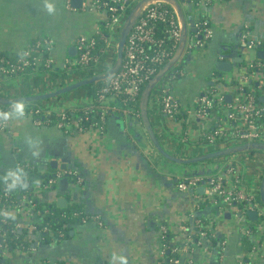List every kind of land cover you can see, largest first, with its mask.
<instances>
[{"label": "crops", "instance_id": "obj_1", "mask_svg": "<svg viewBox=\"0 0 264 264\" xmlns=\"http://www.w3.org/2000/svg\"><path fill=\"white\" fill-rule=\"evenodd\" d=\"M87 2L83 0L77 8L72 0H0V54L15 58L36 42L52 41L46 56L53 59L52 69L58 75L53 79L40 73L38 82L31 74L1 79L0 98L52 92L85 77L101 75L96 70H92L95 74L81 75L78 70L71 73L68 69L70 74L65 77L61 71L77 62L78 36L95 35L105 18L101 10H85ZM191 10V5L184 9L186 18L193 13ZM206 15L213 37L205 51L197 52L195 58L186 62L190 74L186 89L176 91L183 107V120L194 119L196 97L210 83V78L203 81V76L217 71L219 56L233 62V71L240 68L236 60L243 55L239 41L243 30L248 29L253 37L264 40V0H214L206 8ZM252 54L247 53L249 57ZM108 65L104 63L103 68L108 69ZM36 74L39 73L32 75ZM95 83L51 101L44 100L42 106L61 110L88 103L94 97ZM105 104L110 112L103 131L94 128L67 132L56 123L36 124L0 103V112L8 122L7 129L0 131V190L12 185L16 176L21 181L30 179L28 169L41 168L53 174L73 168L81 175L82 186L59 179L55 189L42 193L40 200L60 207L81 205L103 222L102 226L94 220L71 223L68 237L50 242L36 238L29 250L10 249L4 264H158L161 225L168 223L178 231L177 221L195 206L191 194L178 190V182L220 169L222 157L198 165L174 159L184 153L194 157L210 152L198 147V135L193 128L189 142H180L177 133L182 132L184 125L163 115L156 101H148L146 118L140 105H132L128 112L121 108L113 110L112 107L121 106L113 96ZM148 127L164 153L155 145ZM248 159L247 175L254 178L264 165V158L260 155ZM204 192V188L199 190L201 195ZM60 200L65 202L59 203ZM195 212L197 217L206 218L216 212V206L201 203ZM18 217L22 221L25 214ZM230 218L226 214L227 223H215L220 242L227 240L224 258L221 260L218 254L220 245L215 250L203 246L195 251L197 264H237V255L245 245L242 236L232 232ZM188 224L191 231L192 223ZM178 239L182 240L180 236Z\"/></svg>", "mask_w": 264, "mask_h": 264}, {"label": "built area", "instance_id": "obj_2", "mask_svg": "<svg viewBox=\"0 0 264 264\" xmlns=\"http://www.w3.org/2000/svg\"><path fill=\"white\" fill-rule=\"evenodd\" d=\"M176 1L180 8L175 0H91L90 8L103 11L105 18L95 35L81 34L76 39L78 58L75 66L79 72L97 71L100 65L107 63L108 70L103 74L115 69L119 63L118 49L122 32L131 25L119 69L103 80L90 102L70 108V116L66 113L68 108L54 110L37 106L29 109L18 103L10 104L9 108L20 117L31 118L36 124L48 123L46 117L56 114L59 117L56 124L67 132L94 128L103 131L105 117L110 112V107L105 104L109 96L118 98L121 105L111 109L121 108L128 112L131 103L138 100L141 108L139 96L153 83L149 100L156 101L161 113L167 118L182 122L184 128L177 133L180 142H189L193 128L201 149L210 153L229 151L225 154L227 156L221 158L220 169L210 174L188 176L178 182V190L191 194L195 206L177 221L178 231L168 223L161 225L158 264H166V247L161 241L169 231L177 233V245L171 251L179 254V257L173 256L168 262L197 264L195 251L203 246L211 247L208 243L211 244V239L219 235L215 223H227L226 214L231 215L229 225L232 232L237 231L245 245L237 255V264H264V201L261 195L264 165L254 174V178L247 175L248 157L261 155L264 158V57L258 55L259 51L264 53V40L253 37L248 29L243 30L239 41L244 65L239 68V74L232 76L230 72L213 71L210 83L196 97L194 119L183 120V107L176 94L174 81L188 74L186 62L197 52L206 50L214 33L206 15V8L212 0ZM190 5L193 9L192 21L187 20L184 11ZM84 9L87 10V6ZM51 42H36L30 50L15 58L0 54V80L24 76L31 65L52 69L53 59L46 56L51 49ZM248 52H253L254 57H249ZM218 58L219 61H225L224 56ZM93 109L101 113L100 119L90 126H84L82 123L88 121ZM7 127V118L0 112V131ZM188 158L189 155L184 153L176 159L184 161ZM38 170L47 174V177L34 181V197L23 194L20 203H15L13 186L7 185L0 191L1 223L16 220V228L26 230L24 241L29 244L37 239L44 241L46 236L41 235L43 232L51 239L56 238L57 233L51 228L44 226L40 229L37 225L48 212L47 208L43 211L36 209V201L40 200L42 193L55 189L58 180L65 174L77 178L73 185L82 186L83 183L81 175L73 168L58 170L54 177H48L51 173L41 168ZM200 188L205 189L203 195L199 193ZM201 203L216 206V212L206 218L197 217L195 211ZM249 211L257 213L256 223L249 217ZM22 214H25V219L21 221L18 216ZM74 216L80 217L83 223L94 220L100 226L103 225L98 216L88 214L85 210L75 212ZM188 222L192 223L191 231L185 230ZM57 235L62 236L63 233L58 232ZM5 237L0 232V264H4L5 255L10 250ZM226 243V239L220 242L218 254L221 260ZM18 249L26 251L30 248Z\"/></svg>", "mask_w": 264, "mask_h": 264}, {"label": "trees", "instance_id": "obj_3", "mask_svg": "<svg viewBox=\"0 0 264 264\" xmlns=\"http://www.w3.org/2000/svg\"><path fill=\"white\" fill-rule=\"evenodd\" d=\"M214 0H212L213 2ZM193 11V10H191ZM187 20L192 21L193 20V13L191 12V14H189ZM102 43V42H101ZM260 53V51H259ZM182 65V64H181ZM244 65L243 62L239 63V66L242 67ZM104 63L101 65L100 69H98L96 71V74H103L105 71H107L108 69L103 68ZM105 67V66H104ZM68 69H70L71 73L75 72L78 70L77 66L71 65L69 66V68L63 69L61 70L63 72V75L66 77H68V75L70 74V72H68ZM39 73L36 75H32L34 73ZM42 74H48L49 76H51L53 79L57 78V73L52 69H46L43 67H39L36 68L33 65L30 66L28 73L27 74H31V77L33 78L34 81L38 82L41 79V75ZM93 71L92 70H87L85 71V75L87 74H92ZM95 74V73H93ZM86 78V77H85ZM104 81H98L95 84L97 85V88L103 83ZM62 95H59L57 97L54 98H49L46 99L47 101H51L53 99L59 98ZM140 98V96H139ZM44 101V100H43ZM42 100L41 101H32V102H22V103H18L21 104L23 106H25L26 108H33V107H37V106H42ZM132 105H139V100L135 103H131ZM131 105V106H132ZM7 107H10V105L8 104ZM66 113L68 116L71 115V110L67 109ZM101 113L98 110H91L89 116H88V121L82 123L84 126H90L92 124H94L93 122L98 121L100 119ZM46 119L49 120L48 123H57V119H59L58 115L56 114H51L48 115L46 117ZM213 159H207L201 162L207 163L212 161ZM70 168H65L63 170H69ZM58 171V170H57ZM29 172V178L27 181H19V183H17L13 188L14 191L13 192V200L15 203H20V200H22V195L26 194L28 195L29 198L34 197L33 193H34V181L38 178L41 179H46L47 174L40 172L37 169H28ZM54 173L53 174H49L48 177H54ZM61 179H66L67 181H69L71 184H73L76 181V177L69 175V174H65ZM28 183V184H27ZM56 187V186H55ZM2 190V189H1ZM0 190V191H1ZM1 202V201H0ZM36 209L42 210L44 208L48 209V212L44 214V216H42V219L40 221H38L37 225L38 228H42L44 226H48L49 228H51L54 232H56L58 234V232L63 233L62 236H59L56 234V238L51 239L48 237V234H46L45 232L41 233V235L46 236L44 241L45 242H50V241H56V240H62L66 237L69 236L70 233V226H68L71 223H81V219L80 217H76L74 216L75 212H82L84 211V208L81 205H71V206H65V207H60L57 204H46L44 202H42L41 200H37L36 201ZM1 207V205H0ZM43 211V210H42ZM10 220V219H9ZM252 220V219H251ZM203 221L205 222L206 220L203 219ZM254 223H256V220H253ZM16 220H12L10 222L1 223L0 226V232L4 233L6 235V239L8 241L9 244V249H18L20 247H24V248H30V244L27 241H24V235L26 234V230H19L18 228H16ZM188 227V228H186ZM189 229V224L186 223L185 224V230L188 231ZM176 237H177V233L173 232V231H169L167 233L164 234L161 244L164 245L166 247L165 253H164V257L166 259V264H171L168 262V260L171 257H179V254L173 253L171 250L172 248H174L177 245L176 242ZM211 244L208 243L209 246H211V249H218L219 248V238H212L211 239ZM1 240H0V244H1ZM248 245V243H247ZM188 264V263H187ZM190 264V263H189ZM193 264V263H191Z\"/></svg>", "mask_w": 264, "mask_h": 264}, {"label": "water", "instance_id": "obj_4", "mask_svg": "<svg viewBox=\"0 0 264 264\" xmlns=\"http://www.w3.org/2000/svg\"><path fill=\"white\" fill-rule=\"evenodd\" d=\"M175 2L177 3L176 0H175ZM72 3H73L74 7L80 8L82 6V4H83V0H72ZM177 5H178V3H177ZM178 7H179V5H178ZM130 28H131V25H128L127 27L124 28V30L122 32V38H121L120 46H119V49H118V60H119V63H118V66L115 69H112L108 73L102 74V75L97 76V77L83 78L81 80L73 82V83H71L69 85L61 87V88H59V89H57L55 91H52V92H46V93L37 94V95H30V96H23V97H18V98H14V99L0 98V103L8 105V104H13V103H22V102H32V101L46 100V99H49V98H54V97H57L59 95L65 94L67 92H71L72 90H75V89H77L79 87H82L84 85L92 84L93 82H97V81L104 80V79H107V78L111 77L119 69V67H120V65L122 63L123 48H124V45H125V42H126V39H127V35L129 33ZM258 55L261 56V57H264V53L260 52ZM242 60L243 59L239 57L236 60V62L241 63ZM233 66H234L233 62H231V61H219L217 63V70L220 71V72H230V71L233 70ZM152 87H153V83L150 84L148 87H146L144 89V92H143V98H142V101H141V111H142V115L144 116V118H146V115H147V105H148L149 96H150ZM148 129H149V133H150V135L152 137V140L154 141L155 145L157 146V148L160 151H162L164 153V149L161 146V144L158 142L154 132L152 131V129L150 127H148ZM228 152H229L228 150H226V151H217V152H213V153L202 155L200 157H196L194 159L184 160V161L176 159V158H174V159L179 161V162L193 163V162H197V161H204V160H207V159H213V158H216V157L224 156ZM199 190H201V188ZM261 195H262V200L264 201V178H263V183H262ZM61 202H65V201L64 200H60L59 203H61ZM248 214H249V217L252 220H257V213L255 211H249Z\"/></svg>", "mask_w": 264, "mask_h": 264}, {"label": "rangeland", "instance_id": "obj_5", "mask_svg": "<svg viewBox=\"0 0 264 264\" xmlns=\"http://www.w3.org/2000/svg\"><path fill=\"white\" fill-rule=\"evenodd\" d=\"M88 2H87V10H93V9H91L90 7H91V3H90V0H87ZM96 10V9H95ZM250 53H253V52H250ZM197 54L198 53H196L195 55H193V57H192V59L193 58H195L196 56H197ZM254 54V53H253ZM250 55V57H254V55ZM112 57V56H111ZM114 58V57H113ZM111 59L109 58L108 59V61H109V63H111V61H110ZM100 67H101V65H100ZM100 67H99V69H100ZM98 70V69H97ZM81 73V75L82 74H85V72H80ZM80 73H79V75H80ZM230 74L232 75V76H237L238 74H239V68H235V70L233 71H230ZM102 75V74H101ZM189 75L190 74H187V75H185V76H182V77H180V78H178V79H176L175 81H174V88H175V90L177 91V89L178 90H185L186 89V81L189 79ZM209 78H210V76H206V77H204L203 76V81H205L206 79H207V81L209 80ZM91 86V84H87V85H84V86H82L83 88L85 87V88H89ZM82 87H79V88H77V89H75V90H72V91H78L79 89H82ZM93 88H94V94H95V92H96V90H97V85L96 84H93V86H92ZM71 91V92H72ZM67 93H69V92H67ZM43 101V100H42ZM208 152V151H207ZM204 155V154H203ZM200 156H202V155H199V156H194V157H190V158H188V160H190V159H194V158H196V157H200ZM225 156H227V155H225ZM220 157H223V156H220ZM220 157H216V158H220ZM215 158H213V160H214ZM201 161H197V162H193V163H191V164H193V165H198L199 163H200ZM208 204H210V203H208ZM211 205V204H210Z\"/></svg>", "mask_w": 264, "mask_h": 264}, {"label": "clouds", "instance_id": "obj_6", "mask_svg": "<svg viewBox=\"0 0 264 264\" xmlns=\"http://www.w3.org/2000/svg\"><path fill=\"white\" fill-rule=\"evenodd\" d=\"M48 8H49L50 11L53 10L51 4L48 5ZM10 175H12V174H10ZM19 180H20V177H19V176H16V177L13 179V181H12V185H11V186L14 187V186L19 182Z\"/></svg>", "mask_w": 264, "mask_h": 264}]
</instances>
